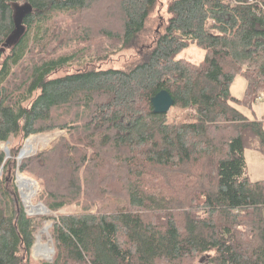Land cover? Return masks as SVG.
I'll list each match as a JSON object with an SVG mask.
<instances>
[{
    "label": "trees",
    "instance_id": "obj_1",
    "mask_svg": "<svg viewBox=\"0 0 264 264\" xmlns=\"http://www.w3.org/2000/svg\"><path fill=\"white\" fill-rule=\"evenodd\" d=\"M166 1L140 51L159 0H0V264H34L47 219L54 253L36 264H264V180L243 151L264 155V111L235 107L264 102V0ZM190 45L200 62L177 57ZM160 89L195 119L154 113ZM53 131L67 135L16 160L26 137ZM18 173L50 212L77 208L28 215Z\"/></svg>",
    "mask_w": 264,
    "mask_h": 264
},
{
    "label": "rangeland",
    "instance_id": "obj_2",
    "mask_svg": "<svg viewBox=\"0 0 264 264\" xmlns=\"http://www.w3.org/2000/svg\"><path fill=\"white\" fill-rule=\"evenodd\" d=\"M166 5H167V1L166 0H159V3L157 4L156 8L154 9L153 13L150 15L147 23H146V30L145 32L139 37L138 43L135 46L134 50H140L143 49V47H145V45H147L152 37L153 31L155 30H161L162 26H164V24L166 23V19L168 18V14L166 13ZM16 13H18L21 9V7L16 6ZM132 52L129 51L127 52H123V53H119V54H115L113 57H111L107 62L100 64V66L102 68H107V67H119L120 65H122V63L125 61V58L127 57L126 55H130V53ZM178 58H187L190 60H193L194 62H200L203 58V51H201V49H198L197 47H195L194 45H190L187 48H185L184 50H181L180 53L177 54ZM246 84V80L241 76V75H236L234 77L233 82L231 83L230 88V93L231 95H233L236 98H240L243 94L244 91V85ZM237 107L239 110L242 111V113H244L247 117L249 118H254V117H260L264 111V102H256L255 104L252 105L251 109L245 108V107H241V106H235ZM195 107H187V108H178V107H171L169 110V113H167L166 116V120L168 123H180V122H186V121H193L196 117L195 115ZM44 136V135H50L53 136V138H50V140L47 143L41 144V142L39 144H37L36 149L30 153L27 154L26 156H24L25 158L28 156H31L35 153H37L38 151H43L46 150L48 148H50V145H52L54 142H56L60 137L66 136L67 133H65V131H53V132H46V133H36L33 135H30L31 138L37 137V136ZM29 137V136H28ZM26 137V138H28ZM26 138L23 140L22 142V146H24L29 139L27 140L26 143H24V141L26 140ZM21 146V148H22ZM8 143H2L0 142V149L3 150V152L6 154V156L8 157ZM20 151V150H19ZM244 151V157H245V161H246V172L247 175L249 176V179L252 181H257V180H264V155L261 154L258 151H254L251 149H245ZM7 152V153H6ZM19 154V153H18ZM23 158V157H22ZM21 159V158H19ZM18 155L16 157V160H18ZM1 173V172H0ZM20 173H18L17 175L15 174L14 176V186L16 187L17 190V196L18 199L21 201L23 207H24V211L28 214V215H38V216H52V217H57L58 214H64V213H68V212H72L74 211V209H76L77 207H68L66 209H59V211L57 212H50L49 210H47L46 206L37 198L39 193H40V186L38 185V182L29 176L33 181H35L37 184V187L34 191H32V195L30 198V201L33 204H40L41 206H43L44 208H46L45 212L43 213H35V212H28L27 208H26V204H25V198H24V194L22 192V189L20 186H18V179L20 177ZM24 176V175H22ZM12 195L14 196V193L12 191ZM52 221L50 219H47L46 221L41 222L42 226L41 228L37 231L35 236V242L32 246L31 249V258L33 259V263H39V261H45V262H51L52 260V256L54 253V249L51 238L49 236L50 234V228H51V223ZM45 223H48V229L43 232V227L45 225ZM40 244L41 246H43L41 248V250H44V255L39 253L35 248L36 246ZM49 254V257H48Z\"/></svg>",
    "mask_w": 264,
    "mask_h": 264
},
{
    "label": "bare ground",
    "instance_id": "obj_3",
    "mask_svg": "<svg viewBox=\"0 0 264 264\" xmlns=\"http://www.w3.org/2000/svg\"><path fill=\"white\" fill-rule=\"evenodd\" d=\"M50 138H53V136L50 137V135H44V136H37V137H34V138H31L29 139V141L24 145L22 146V148L20 149L19 151V154H18V159L19 158H22L24 156H26L27 154H30L32 153L37 146V144H39L41 142V144H44V143H47ZM37 183L35 181H33L31 178L29 177H26V176H22L20 175L19 179H18V186L21 187L22 189V192L24 194V198H25V204H26V208H27V211L30 213V212H35V213H43L45 212V208L43 206H41L40 204H33L31 201H30V198L31 195H32V191H34L37 187L36 185ZM48 223H45L44 227H43V232H45L47 229H48ZM43 246H41L40 244H38L36 246V250L43 254L44 255V250L42 248ZM48 257H49V254H48Z\"/></svg>",
    "mask_w": 264,
    "mask_h": 264
},
{
    "label": "water",
    "instance_id": "obj_4",
    "mask_svg": "<svg viewBox=\"0 0 264 264\" xmlns=\"http://www.w3.org/2000/svg\"><path fill=\"white\" fill-rule=\"evenodd\" d=\"M23 11H24V8H21L20 11L18 12V17L16 19L17 23H19V21H20L19 19H20L21 13ZM173 102L174 101H173L171 95L169 94V92L164 90V89H160L150 99V104L152 106V110H153L154 113H157V114H167V113H169L170 108L173 107ZM15 198H16V196L14 195L13 199H14L15 202H17V199H15Z\"/></svg>",
    "mask_w": 264,
    "mask_h": 264
},
{
    "label": "built area",
    "instance_id": "obj_5",
    "mask_svg": "<svg viewBox=\"0 0 264 264\" xmlns=\"http://www.w3.org/2000/svg\"><path fill=\"white\" fill-rule=\"evenodd\" d=\"M263 125H264V123H263Z\"/></svg>",
    "mask_w": 264,
    "mask_h": 264
}]
</instances>
